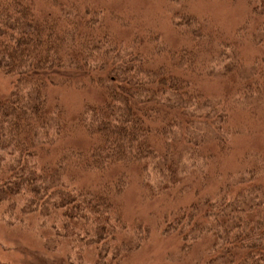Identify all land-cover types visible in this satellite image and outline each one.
Segmentation results:
<instances>
[{
  "label": "trees",
  "instance_id": "1",
  "mask_svg": "<svg viewBox=\"0 0 264 264\" xmlns=\"http://www.w3.org/2000/svg\"><path fill=\"white\" fill-rule=\"evenodd\" d=\"M151 1L138 25L123 0H0V219L122 264L150 239L123 214L136 180L173 202L152 219L181 257L264 264V0ZM60 73L80 74L74 109Z\"/></svg>",
  "mask_w": 264,
  "mask_h": 264
},
{
  "label": "rangeland",
  "instance_id": "2",
  "mask_svg": "<svg viewBox=\"0 0 264 264\" xmlns=\"http://www.w3.org/2000/svg\"><path fill=\"white\" fill-rule=\"evenodd\" d=\"M101 1V0H96ZM130 6L128 11L122 10V13L127 19L132 20V23L138 24L145 20H156L155 11L151 0H123ZM105 3L116 5L119 0H104ZM122 4V3H121ZM208 4H202L201 7L210 10ZM197 11V10H196ZM238 11L239 10H236ZM225 14L217 11L216 17L221 20L222 24L232 27L233 23L239 20L240 13L235 15ZM199 12V11H197ZM200 13V12H199ZM131 15L133 17L131 18ZM147 15V16H142ZM139 25V24H138ZM61 77L69 78L71 85L69 87H59L60 91L52 89V98L59 93L62 97L65 95L72 109L76 102L82 103V97H75L77 78L80 74L76 73H60ZM14 79L0 74V98L4 97L13 88ZM94 98L99 97L96 89L91 87L80 92H88ZM100 98V97H99ZM77 109V108H76ZM71 145L85 147L88 141L83 138L69 140ZM136 172H138L136 170ZM123 214L129 220H139V224H149L151 227L150 239L147 240L138 249H134L125 256L122 264H199L195 257L199 255L203 243L196 245L193 252L188 258L181 257L179 254L180 243L172 236H167L160 231H157L154 216H160L161 211L172 205V201L164 203L162 200L147 201L143 200L136 180H133L131 187L123 195ZM142 226V227H143ZM50 224H41L40 221L30 222V224H22L15 222L14 219H0V259L12 264H98V257L90 251L81 253V257L75 252L66 247L63 240H58L60 246L56 249V242L45 243L44 236L50 234ZM60 239V238H58ZM64 244V246H63ZM115 255L112 253L106 254L101 258L100 264H113Z\"/></svg>",
  "mask_w": 264,
  "mask_h": 264
}]
</instances>
